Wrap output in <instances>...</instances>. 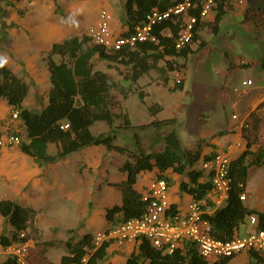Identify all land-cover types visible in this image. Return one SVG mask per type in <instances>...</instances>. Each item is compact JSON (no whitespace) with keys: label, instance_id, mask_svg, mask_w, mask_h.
I'll use <instances>...</instances> for the list:
<instances>
[{"label":"trees","instance_id":"16d2710c","mask_svg":"<svg viewBox=\"0 0 264 264\" xmlns=\"http://www.w3.org/2000/svg\"><path fill=\"white\" fill-rule=\"evenodd\" d=\"M172 2L176 0H127L124 21L132 27L142 21L153 8L164 10ZM226 3L227 0H215L212 7L215 14L211 22L201 19L199 9L191 12L197 18L192 30V40L181 49L175 47V38L182 28L181 18L161 22L154 30L156 42H140L134 47L126 46L116 51L93 43L87 34L54 43L47 59L52 87L48 94V103L40 112L22 105L28 93V84L7 66L0 67V97L5 98L12 108L17 110L22 119L25 134V140H21L22 151L42 161H55L90 145H102L109 151L126 154L127 158L119 167L125 173V178L117 183H109L121 192V202L106 209L105 216L110 226L140 217L144 213L146 201L142 198V192L135 187L138 175L143 171H156L153 178L163 177L169 186L170 178L166 171L171 170L185 178L180 182L183 192L189 194L192 199L203 200L212 190V183L210 175L200 180L205 174L202 168L196 167V163L212 156L202 153L207 140H197L193 148L188 149L182 145L177 132L171 130L164 135L162 149L137 153L118 145L116 132L95 134L90 130V126L96 121H105L112 126L115 118L121 121L118 128L125 129H144L150 125L160 126L173 121L152 119L149 123L133 126L128 114L113 112L112 91L118 90L126 95L128 88L120 85L110 74L100 70L93 71L91 59L97 55L109 64L126 66L127 73L124 77L131 82H135L152 68L160 72L164 83H168V77L164 73L176 67L184 70L182 66H185L187 57L207 43L200 39L198 31L209 25L214 33L218 32L219 22L226 13ZM249 15L258 19L259 23L264 22V7L253 10ZM166 29L170 31L169 35L165 33ZM198 39V46L194 49L193 44ZM52 54H59L63 60L55 63L51 59ZM175 59H181L183 62L179 66L173 65ZM245 65L247 64H241ZM182 88L183 82L173 84L171 89ZM138 94L143 99L142 91ZM259 108L261 104L244 117L240 131L247 141V147L230 161L231 184L226 205L204 215L211 223V233L219 239L231 238L245 218L251 215L256 216L257 227L264 229V211L249 208L240 199V194L245 191L249 168L264 161V120L258 115ZM160 109L158 103L148 106L151 116L156 115ZM63 124H68L67 128L62 127ZM52 142L58 144V150L50 155L46 152V146ZM251 145H256L257 149H251ZM0 214L7 218L12 227L9 235H0V243L28 240L26 229L35 218L34 208L0 199ZM21 233H24V236L21 237ZM110 243L109 240L95 243L93 233H85L77 241H73L71 237L64 242L44 241V246H63L65 253L61 255L60 260L57 263H48L44 261L42 251L34 247L29 248L28 261L30 264H78L85 259L86 264H102L107 258ZM133 243L135 248L127 256L125 264H142L145 261L149 264H227L233 257L208 260L200 255L196 243L187 238L182 239L171 252L163 247L153 246L143 237L137 238ZM250 256L256 262L264 264V254L251 251ZM0 264L18 263L14 257H10L0 261Z\"/></svg>","mask_w":264,"mask_h":264},{"label":"crops","instance_id":"0c3cea01","mask_svg":"<svg viewBox=\"0 0 264 264\" xmlns=\"http://www.w3.org/2000/svg\"><path fill=\"white\" fill-rule=\"evenodd\" d=\"M91 2L92 1H90V3ZM94 2L95 9L93 14L96 15L95 17H93L94 15H88V0H0V57L6 59L7 62L4 64L5 66L10 68L14 74L28 84V93L22 102L24 107L36 112H40L45 107L48 103V94L52 87L50 70L47 62L51 46L54 43L62 42L72 36L80 37L83 34H86L88 27L95 21L98 15L97 12L101 9H108L112 12L113 18L111 21V29L115 35L123 36L131 32L133 26L131 27L124 21L127 0H94ZM173 3L174 2L171 4ZM258 9H260V6L255 5L253 0H227L226 13L224 16L228 17V19H232V15L236 16L238 14V16H240V22L246 25V28L249 29L248 23L256 24L259 22L258 19H254L249 15L253 10ZM193 11H197V9H191L190 13ZM228 13L231 15L228 16ZM214 14L215 11L212 9L207 16L201 19L206 22H211L214 19ZM83 15L86 16L85 19L82 18ZM260 23H262L261 25H264V22ZM82 25L86 32L76 31ZM207 26L209 25L202 27L198 31L200 39L204 40L202 30ZM165 33L169 35L170 31L166 29ZM200 39L195 43L198 44ZM51 59L55 63H60L63 60L59 54H52ZM95 59L105 62L107 68L99 67L97 63H95ZM91 62L93 65V71L100 70L110 74V69L108 68L110 67V64L107 61L94 55ZM242 63H246L247 65L241 66ZM237 65L258 69L256 76L253 78L246 77L242 80V82L244 80H251V84H249L251 86H245L241 82V85H243L241 86L242 92L250 95L254 89L262 91L255 101L252 102L251 107L244 112V115L239 117L234 113L239 120L236 119L235 122H232V119L234 118H232L233 114L231 115L232 119L227 120L229 122L228 132L226 130H215L212 133H208V131L200 135L198 140L201 139L208 141L207 144H204L202 151L203 154L213 155L215 151L220 150L219 148L224 146V144L230 140V138L227 137L228 135L224 134L225 132L231 136L232 133L234 134L238 131V135H241L240 130L242 127L241 124L244 122V117L259 104H261V108L258 109V115L264 120V55L255 57L254 60H239ZM151 70L155 69L151 68L144 72L135 82L137 83L141 77L146 76ZM124 75L125 74H122L123 78L121 81L114 76L113 77L119 81L120 85L128 88V93L126 95L115 90L121 94L122 98L126 99L130 93V89L122 82L125 80L128 81ZM137 88L138 92L142 91L144 95L142 100H144L147 92L142 89V86L138 85ZM13 110L15 109L12 108L7 100L0 97V136L19 132L22 141H24L25 134L23 131L22 119L12 118L11 114ZM218 132L221 136H216ZM237 137L238 136H236V141L239 139V137ZM244 140L245 145L242 150H236L238 151V155L247 147V141L246 139ZM229 144L232 143H228L227 146ZM98 146L102 145H90L78 150H81L80 153L83 155L81 159L82 161H79L80 163L78 164L77 169H73L72 173H69V157L78 151L55 161H42L29 155L22 151L21 144L19 146L3 148L0 151V176L3 179V184L0 186V199L11 200L21 205L30 206L36 210L37 214L35 215L34 220L26 229V234L28 236L27 241L30 248L36 247L37 250L42 251L43 259L48 263H57L60 260L61 255L65 253L64 248L61 245L44 246L42 243L49 240H44L43 235L41 238L42 240L38 241L35 239L31 233L33 228L36 229L33 224L35 225V220L40 210L50 209V205L53 201H65V199H69L71 194L74 195V198L77 197L78 200L83 203L81 207H84L85 209L87 208L88 186L94 190L97 185L96 191L102 190L103 187L99 186L96 180H93L92 178L88 179V165L93 164L92 158L88 157V149L98 148ZM250 148L255 150L257 149V146L251 145ZM99 149H102L103 152L109 154L110 152L115 153L106 148ZM57 150V143H48L46 146V152L50 155L55 154ZM102 156L103 154H101V160ZM104 157L105 156H103V158ZM202 160L203 159H200L196 163V167L202 168L205 174L200 180H204L206 179V176L210 175L208 170L201 167ZM121 163L116 164V166H113L109 161L105 165L103 162L101 163L103 167L100 171V175L104 180H107V185L109 187L108 189H104V191L107 193L108 200L111 202L109 205L108 203L103 205L105 213L108 207L121 202V192L113 185L109 184L117 183L125 178V173L119 169ZM263 164L264 161L260 165H254L249 168L248 179L244 191L245 198L243 199V202L247 207L259 211H264V168H261ZM255 167H259L261 170L254 171ZM93 168L96 169V166H93ZM76 172H78L77 175ZM252 172H255L253 179H251ZM149 173H156V171H143L138 175L135 185L138 191L142 192L147 183L152 179V175L150 177L148 176ZM141 174H146L147 177L139 179ZM166 174L170 178L168 188L170 204L175 207V210L184 213L187 204L192 199L189 194L180 189V182L183 179L185 180V178L171 170L166 171ZM62 185L64 186L63 188ZM214 195L215 193L211 190L206 194L205 198L201 200L203 209L206 213H211L217 209L214 205ZM182 198L186 199V202L180 204ZM46 203L49 205L46 206ZM56 205L57 203H54L53 209ZM56 217H67V215L64 212L61 214V210H58ZM35 226L37 227V225ZM108 227H110V223L107 221L103 227H98L85 233L95 234L97 232H103L108 229ZM255 228H257V219L256 223L253 224L250 220V216H248L245 218L244 222L239 225L236 234L245 235ZM68 229L69 228H67L66 231ZM11 230L12 227L7 218L0 214V235H9ZM85 233H82V235ZM67 238L68 237L60 240H52L64 242ZM78 239L79 237L75 241ZM57 248H60L62 253L56 251ZM134 248L135 244L132 242L124 244L111 242L107 249V258L102 264H114V262L119 259V256L122 255L125 256L126 260L127 256L134 250ZM250 253L251 251L237 253L229 259L227 264H262L252 259ZM109 260L110 263H107Z\"/></svg>","mask_w":264,"mask_h":264},{"label":"rangeland","instance_id":"374dc122","mask_svg":"<svg viewBox=\"0 0 264 264\" xmlns=\"http://www.w3.org/2000/svg\"><path fill=\"white\" fill-rule=\"evenodd\" d=\"M90 1L92 2L90 3ZM253 1L260 8L264 7V0ZM94 9V0H88L89 16L94 15ZM229 15L231 14L228 13ZM232 17V19H228L226 16L222 18L217 33H214L209 26L202 30V36L207 43L190 54L186 59L185 66H182L184 70L183 88L181 90L171 89L175 79L174 68L164 73L168 77V83L163 82L162 75L157 70H151L146 76L141 77L137 83L122 81L130 89L126 99L122 98L117 91H112V111L128 114L133 126L149 123L152 119H172L173 121L160 126L150 125L144 129H125L118 128L121 121L115 118L112 126H109L105 121H96L90 126V130L95 134L116 132L118 137L116 143L137 153L162 149L164 135L171 130L177 132L182 145L188 149L193 148L202 133L208 131V133H212L215 130H226L228 132L229 122L227 120L232 119L231 115L234 113L239 117L244 115V112L251 107L252 102L262 91L254 89L250 95L242 92V80L246 77L253 78L256 76L258 69L241 67L237 63L239 60H254L255 57L264 55V25L259 22L256 24L248 23L249 29H247L246 25L240 22L238 14L236 16L232 15ZM82 18L85 19L86 16L83 15ZM84 30L85 28L82 25L76 31L86 32ZM197 46L198 44L195 43L193 45L194 49ZM182 62L181 59H175L173 65L179 66ZM95 63L99 67H106V63L98 59H95ZM108 68L110 74L120 81L123 78L122 74L127 73V67L124 65L110 64ZM138 85L142 86V89L147 92L144 100L138 94ZM153 103L160 104L161 109L156 115L151 116L148 105ZM232 120V122L236 121V119ZM227 132L224 134L228 135L227 137L230 140L219 149L226 150L227 144L233 143L229 157L235 158L238 156L236 150H242L245 140L238 135V131L232 133L231 136ZM216 136L221 135L216 134ZM236 136L239 137L237 141H240V145H236ZM99 148L105 147L98 146V148L88 149V157L93 160V164L88 165V179L96 180L99 186H103L102 190L96 191L97 185L94 190L88 186L86 209L81 207L83 203L71 194L69 199H65V201H53L50 209L40 210L35 220L36 223L34 222L38 228L33 224L36 229L33 228L31 231L35 239L40 241L43 235L44 240H60L71 237L75 241L78 237H81L82 233L90 232L98 227L101 228L106 224L103 205L106 203L109 205L111 202L104 191L109 187L107 180H104L100 175L103 167L101 163L103 162L105 165L109 161L113 166H116V164L124 161L127 156L118 152H110L109 154ZM80 152L81 150L69 157V173H72L73 169H77L79 161H82L83 155ZM101 154L105 156L104 158L102 156V160ZM93 166H96V169ZM261 168H264V164ZM261 168L255 167V170H253L258 171ZM155 175L156 173L148 174L152 178ZM254 175L255 172H252L251 179ZM142 177L147 176L141 174L139 179ZM185 202L186 199L182 198L180 204ZM54 203H57V205L53 209ZM47 205L49 204L46 203ZM225 205L226 201L217 208H223ZM58 210H61V214L64 212L67 217H56ZM67 228L69 229L66 231ZM56 251L62 253L60 248H57ZM124 260V255L119 256L114 264H124ZM107 263H110V260ZM142 264L149 263L145 261Z\"/></svg>","mask_w":264,"mask_h":264},{"label":"built area","instance_id":"2783aa9c","mask_svg":"<svg viewBox=\"0 0 264 264\" xmlns=\"http://www.w3.org/2000/svg\"><path fill=\"white\" fill-rule=\"evenodd\" d=\"M215 0H177L164 10L153 8L144 19L137 22L129 34L115 35L111 29L113 14L108 9H101L95 21L88 27L86 34L95 44L101 45L107 50L116 51L123 47H134L137 43L145 41H157L155 28L163 21L182 18V28L175 38V47L181 49L192 40V30L196 23V16L190 14L191 9H199L201 18L207 16ZM185 16V17H184ZM183 81V70L175 69L174 84ZM244 85L251 84V80H244ZM12 118H20L17 110L12 111ZM232 118L238 119L237 115ZM68 124L62 127L67 128ZM243 126V123L241 124ZM241 136V135H240ZM242 137V136H241ZM21 136L18 133H9L0 136V151L3 148L19 146ZM236 141V145H240ZM217 150L211 158L202 160V166L210 173L214 205H221L227 200L231 178L229 173L230 149ZM3 179L0 176V186ZM168 182L163 177L152 178L142 191V198L146 201V209L140 217L130 218L126 221L108 227L103 232L94 234V242L109 240L117 244L134 242L137 238L148 239L153 246L165 248L171 252L184 238L196 243L201 256L215 261L220 258L234 256L240 252L255 251L264 254V229L255 228L245 235L234 234L229 239H219L211 233L210 221L205 218L202 201L191 199L187 204L186 211L180 212L172 208L168 195ZM245 198V193L240 194V199ZM253 224L256 217L250 216ZM20 236H24L21 233ZM30 245L28 241H15L8 244L0 243V261L14 257L18 264H30L28 261ZM86 264L85 259L81 263Z\"/></svg>","mask_w":264,"mask_h":264},{"label":"clouds","instance_id":"9594fccd","mask_svg":"<svg viewBox=\"0 0 264 264\" xmlns=\"http://www.w3.org/2000/svg\"><path fill=\"white\" fill-rule=\"evenodd\" d=\"M6 59L3 57H0V67H2L6 63Z\"/></svg>","mask_w":264,"mask_h":264}]
</instances>
